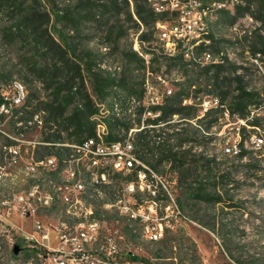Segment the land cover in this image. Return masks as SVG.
<instances>
[{"label": "trees", "instance_id": "trees-1", "mask_svg": "<svg viewBox=\"0 0 264 264\" xmlns=\"http://www.w3.org/2000/svg\"><path fill=\"white\" fill-rule=\"evenodd\" d=\"M235 6L232 13L227 10L219 15L214 34L210 35L208 48L214 55L223 53L221 61L197 66L182 57H151L150 64L161 58L168 68L180 67L184 78L181 82L174 81L178 89L155 108L159 115L143 119L142 108L135 104L130 112L134 116L127 115L126 99L139 98L142 94L143 78L134 74L133 65L144 69V62L130 43L120 41L128 36L129 28L139 31L142 24L140 43L147 42V47H151L155 23L164 16L156 14L148 0H0V38L9 49L6 54L0 53V81H8L16 74L27 86L19 119L25 123L33 114L41 113L39 141L49 143L38 145L34 156L55 155L61 162L68 148L60 144L94 137L97 122L92 117L100 115L99 121L106 128V141L125 139L134 129L132 143L139 160L156 172L162 163L170 164L169 171L176 176L170 193L179 207L182 211L194 210L193 217L200 224L215 230L217 205L220 210L235 206L230 193L231 171L215 161L214 155L202 150L191 153V150L201 147L198 136L213 139L214 129L226 115L234 122L242 121L237 132L238 148L232 155L233 159L241 160L248 154L244 133L264 128L257 112L264 102V92L254 84L248 67L223 52L227 45L232 47L238 41L216 35L217 24L232 26L239 18L250 16L256 26L243 33L245 50L251 59L263 57L264 0H241ZM126 22L132 26L124 28ZM90 31L94 35L103 34L105 41L101 46L90 44L93 35L85 37ZM111 42L124 60L118 72L103 64V58L110 54ZM200 49L201 46L195 48L194 53ZM199 94L212 99L201 117L198 103L183 104V100L194 99ZM174 116L178 117L176 121ZM190 121L196 126H183ZM11 127L15 131L12 121ZM187 142L191 143L189 149H180ZM12 143L4 141L6 145ZM245 166L254 172L259 170L253 165ZM136 170L126 176V181L136 177ZM142 170L147 172L143 167ZM95 214L101 215L96 209ZM223 227L220 220L218 236L226 253L237 263L248 264L232 255L224 241L230 234L221 231ZM127 232L136 236L130 227ZM170 240L167 236L159 240L168 253ZM16 243L22 250L21 242ZM35 252L40 254L32 250L28 256Z\"/></svg>", "mask_w": 264, "mask_h": 264}, {"label": "built area", "instance_id": "built-area-1", "mask_svg": "<svg viewBox=\"0 0 264 264\" xmlns=\"http://www.w3.org/2000/svg\"><path fill=\"white\" fill-rule=\"evenodd\" d=\"M153 11L163 15L162 20L155 23L153 39L150 42L164 44V53L167 57H182L186 61L197 66L211 63L206 52L201 57L186 56V42L196 32L207 31L205 15L210 9L218 5L232 3L241 0H213L212 8H205L204 0H148ZM157 23L174 24L173 33H158ZM141 31H139L140 33ZM139 33L135 36L133 50L143 59L145 73L143 77V98L135 100V106L142 108V118H155L161 95H169L170 88L162 94L153 77L156 76L150 70L151 57L154 53H146L140 49ZM161 79L160 75H157ZM28 89L18 78L12 77L8 81H0V139L9 140L10 145H0V174H10L5 165L13 166V174L20 173L24 168H33V172L48 175V172H57L60 176V186L57 191H49L46 187V195H39V187L31 189L29 197H12L0 203V225L9 214L23 220L31 218V230L23 235L21 242L23 249L40 251V264L42 260H50V264H148L139 257L137 251L127 252L123 250L125 236L117 229L107 226V219L101 215L93 214L90 210L78 209V183L80 176H89L94 184V190L105 191L104 174H130L136 170V177L124 183L120 192H125V199H118L117 214L123 220V215H132L133 223H123L127 226L138 225L139 230H149L155 233L157 241L161 240L167 232L176 231L191 221L179 207L172 193H165L162 200L151 189L155 173L143 172L141 160L136 157L134 146L130 138L117 141H106L103 137V127H96L95 132H101V140L85 139L77 143H62L68 148L61 162L55 155H45L40 158L34 156V150L38 145L49 143L33 141L32 149L22 163L20 136L33 127L41 129L42 115L35 113L25 123L19 119L20 109L26 101ZM213 103H216L215 101ZM206 109L207 101L202 103ZM210 106V103H209ZM134 116V113H133ZM11 121L15 127L12 130ZM9 124L5 129L4 124ZM18 131V132H17ZM46 185V182H44ZM145 189L154 194V201L143 202L140 195ZM53 193L62 194V205L72 211V218H62L58 212L55 219L42 221L38 217L41 210H50L49 202ZM2 229L0 228V232ZM53 235V236H51ZM53 239L55 247H51L44 241ZM17 242V241H16ZM14 243L11 247L13 250Z\"/></svg>", "mask_w": 264, "mask_h": 264}, {"label": "rangeland", "instance_id": "rangeland-1", "mask_svg": "<svg viewBox=\"0 0 264 264\" xmlns=\"http://www.w3.org/2000/svg\"><path fill=\"white\" fill-rule=\"evenodd\" d=\"M204 2L206 6L213 7V0H204ZM233 2L235 3V1ZM231 4L232 3H226V6L231 7ZM235 5L238 4L235 3ZM235 7L232 8V12ZM223 11L225 10L217 7L210 11L212 14V18L209 21V29L212 30H210V33L212 32V34H214V26L218 21L219 15ZM131 26L132 23L130 22L124 24V28ZM217 26L219 27L216 31L218 37L238 41L232 47L227 45L226 48L223 49L224 54H227L232 60L248 67L249 72L252 73L251 78L254 84L264 92V56H257L259 57L258 60L251 59L250 54L245 50L247 46L243 40V33L252 30L254 26H256L254 20L250 18V16H244L239 18L232 26L229 24H217ZM143 29L144 26L140 24L139 31ZM139 31L129 28L128 36L121 39L120 43H130L133 49L134 39ZM91 35H93L91 38V45H96L98 43V45L101 46V43L105 41L103 34L98 33L94 35L93 31L86 32L85 37H90ZM141 45L146 53H149L148 51H150L152 53L154 52L155 56H158L155 51H152V47L155 46V44H152L151 47H147V42L142 43ZM110 47V54L103 58V64L107 66L110 65L113 70L118 72L124 65V60H122L114 42H111ZM104 50L105 49H102V51ZM8 51L9 49L3 45L0 38V53L6 54ZM220 55H223V53ZM133 67L135 68L134 74L138 77L142 76L143 78L145 69H139L137 64H134ZM150 70L156 75L152 79L156 82L157 87L162 94H165L164 90L166 88H170L172 92L176 91L178 85L174 81L181 82L184 78V76L180 74V67L174 66L168 68L167 63L161 58H158L157 61L150 64ZM157 75L161 76L160 80ZM13 77L17 78V75L13 74ZM139 79L140 78L137 80L139 81ZM129 101L130 97L126 99V105L133 112L132 105L134 104ZM203 101H207L208 106L209 103H212L210 96L199 94V96L194 99L188 98L183 100V104L198 103V114L199 117H201L206 110L202 104ZM130 110L127 111V115L132 118L133 113H130ZM257 112L259 117H261V122L264 123V102ZM98 117L100 118V115H97V124L104 126V124L99 121ZM177 119L178 117L174 116V121ZM97 124L96 127H98ZM240 124H242V121L234 122L227 119V116L225 115V118L221 119L218 127L214 129V131H216L215 134L212 133L214 138L207 140L202 138V136H198V139L201 142V147L199 149L192 148L191 150V153L202 150L206 151L204 153H207L209 156L214 155L215 161L220 162V165L227 166L231 171L233 182L231 184L232 188L230 193L232 195V203L235 206L231 208H222V210H220V206L217 205V223L215 230L212 231L200 224L193 217L194 210H184V214L191 222L176 231L167 232L165 234V236L171 239L169 242L170 252L168 253V251L165 250L164 245L159 243V241L141 240L137 236L128 234L123 225L126 221L118 216L117 210L113 207H103L101 204L102 202H94L95 209L101 213V216H105L107 219V226L111 229H117L124 234V251H137L139 257L145 260L148 264H239L226 253L222 238L218 236V233H220L221 220V223L224 224L221 231H224L225 233L229 232L230 234V236L225 238L224 241L231 249L232 255L248 264H252V261L254 260L256 261V264H264V128H259L255 132L251 131L244 133V146L248 151V154L241 160H237L233 159L232 155L238 148L237 143L239 141V135L237 132ZM183 126L190 128V126L194 127L196 125L193 121H190L188 125L184 124ZM4 128H9L7 122L4 124ZM133 130L134 129L130 130L126 135V138H130L131 141ZM105 135L106 130H104L103 136ZM40 137L41 132L35 127L31 130L25 131L20 136L21 155L23 157L21 160L22 163L32 149V142L38 141ZM3 142L4 140L0 139V145ZM190 145L191 143L187 142L186 144H182L180 149H189ZM36 149H38V146H36ZM143 163L147 172H150L151 169L156 175L154 180L150 177L147 178L152 184L151 189H154L156 195L164 200L165 193H167V191L170 192L172 187L174 188L176 182L175 173L169 171L170 164L162 163L159 167V172H156L150 166H147L148 164H146V162ZM199 164L203 163L199 162ZM245 165H253L259 170L254 172L253 169L247 168ZM5 166L6 171L10 172V174H0V200L6 198L11 199L19 194H27L35 182H38L41 185H44V182H46L47 186L48 180H58L56 173L44 175L43 179V173L37 172L32 176L29 173V169L24 168L22 172L13 174V166ZM127 175L129 174H116L113 177L111 175V184L107 189L109 200L113 199L115 194L121 193L120 191L126 182ZM173 193H176V190H174ZM140 195L143 196V199L154 197V194L148 192L147 189H145ZM49 209L50 210H41L39 213H45L47 216L42 215L38 218L44 222L47 220L51 221V219L56 218L58 212L60 217L64 218L61 206L56 205ZM209 214L210 213H208V215ZM132 226L135 227V225ZM129 227L130 226H127L128 229ZM0 228L2 229L0 232V264H40L38 253L35 252V254L28 256V251L34 249H22L16 254H12L11 250L12 245L16 243V241L21 240L23 235L30 232L31 218L23 220L15 215L9 214L6 216L5 221L1 222ZM44 243H47L51 247L56 246V242L53 239L44 241Z\"/></svg>", "mask_w": 264, "mask_h": 264}, {"label": "bare ground", "instance_id": "bare-ground-1", "mask_svg": "<svg viewBox=\"0 0 264 264\" xmlns=\"http://www.w3.org/2000/svg\"><path fill=\"white\" fill-rule=\"evenodd\" d=\"M235 3L238 4L239 1H235ZM235 3L233 2V6L231 4V7H227L226 3H225L223 5H218L217 8H221L225 11L229 10L232 12V8L235 6ZM205 8H211V7H208L205 5ZM211 10L212 9L208 10L207 14L205 15V26H207V31L194 33V35L190 36L189 42H186V56L201 57L202 53L206 52L210 57V62H219L222 59L221 58L222 55H220L222 53H220L219 55H214L211 52V50L208 48V45H209L210 39H211L210 35L212 34V32L210 33L211 29H209L210 28L209 27L210 26L209 21L212 18V14L210 13ZM157 32L158 33H173L174 32V24H172V23H157ZM200 46H201V49L198 50L197 53L196 52L194 53L195 48L200 47ZM140 49H142L141 43H140ZM152 51H155V53L160 57H167V53H164V44L162 42H155V46L152 47ZM148 52L150 53V51H148ZM171 92H172V90L170 89V93ZM166 96L167 95H161L160 96V104L163 103V100ZM142 98H143V93H142L141 97H139V99H142ZM135 100H136V98L131 97L129 102H131L132 104H135ZM159 113H160V111L158 110V115H159ZM92 118L97 119L96 116H94ZM97 125H98V127H103V134H104V130H106L105 127L101 124H97ZM89 139L101 140V132H96V135L94 137L89 138ZM142 167L144 168L143 164H142ZM28 169H29L30 175H32V176H34L37 173V172H33V168H28ZM49 173H56L58 180H55V181L52 179L48 180L47 186L41 185L40 183L35 182L31 186V188L27 194H19L15 197H29V196H31V189H33L34 185H36V187H39V195H46V187L48 188L49 191H57L58 187L60 186V176L57 172H48V174ZM111 175L112 174H104V182L109 183V184L105 185V191H101V192L94 190V184L90 180L89 176H80V183H78V209L90 210V208L93 207V214H95L94 202L99 201V202H102L101 204L103 205V207H105V208L113 207L115 210H117L118 199H125V192L115 194V196L111 200L108 199L107 189L111 184ZM6 199L0 200V203L4 202V200H6ZM152 201H154V197H152L150 199H143V202H152ZM56 205L61 206L64 218H72V211L67 207V205H62V194L61 193H53L52 201L49 202V208H52ZM123 219L126 221V223H133V216L132 215H123ZM130 228L132 229V233L135 234L137 237H139V239H141V240L157 241L156 234L149 232V230H139L138 225H135V227L131 225ZM39 257H40V254H39ZM42 264H50V260H42Z\"/></svg>", "mask_w": 264, "mask_h": 264}, {"label": "water", "instance_id": "water-1", "mask_svg": "<svg viewBox=\"0 0 264 264\" xmlns=\"http://www.w3.org/2000/svg\"><path fill=\"white\" fill-rule=\"evenodd\" d=\"M18 251H19V246L17 244H15L13 247V253L16 254V253H18Z\"/></svg>", "mask_w": 264, "mask_h": 264}]
</instances>
